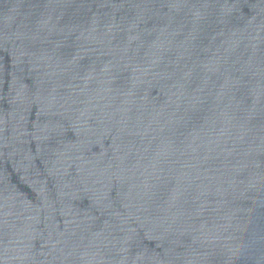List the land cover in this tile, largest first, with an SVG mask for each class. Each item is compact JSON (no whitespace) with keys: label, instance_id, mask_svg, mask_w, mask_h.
I'll return each instance as SVG.
<instances>
[{"label":"water","instance_id":"obj_1","mask_svg":"<svg viewBox=\"0 0 264 264\" xmlns=\"http://www.w3.org/2000/svg\"><path fill=\"white\" fill-rule=\"evenodd\" d=\"M0 264H264V0H0Z\"/></svg>","mask_w":264,"mask_h":264}]
</instances>
